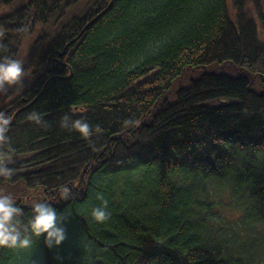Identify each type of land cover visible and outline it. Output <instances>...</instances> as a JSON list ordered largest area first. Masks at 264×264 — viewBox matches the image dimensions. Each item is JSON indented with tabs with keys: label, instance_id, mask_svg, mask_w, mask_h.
<instances>
[{
	"label": "trees",
	"instance_id": "16d2710c",
	"mask_svg": "<svg viewBox=\"0 0 264 264\" xmlns=\"http://www.w3.org/2000/svg\"><path fill=\"white\" fill-rule=\"evenodd\" d=\"M110 1L28 0L0 22V55L48 49L25 64L39 93L0 190L25 218L38 199L68 216L60 246L0 264H264V0Z\"/></svg>",
	"mask_w": 264,
	"mask_h": 264
},
{
	"label": "clouds",
	"instance_id": "9594fccd",
	"mask_svg": "<svg viewBox=\"0 0 264 264\" xmlns=\"http://www.w3.org/2000/svg\"><path fill=\"white\" fill-rule=\"evenodd\" d=\"M27 75L23 60L10 55H0V93L11 88L20 90ZM28 118L37 124L43 122L39 112H32ZM10 121L9 115L0 112V176L6 178L15 174V169L9 167L15 151L7 135ZM134 123L136 122L131 120L125 121L129 126ZM61 127L69 131L75 130L85 138L93 135L92 126L83 118L73 119L66 114L61 119ZM94 131L100 134L103 129L97 125ZM61 193L67 199L69 189L63 187ZM28 212L29 215L25 218V209L13 194L0 190V248L32 250L36 242L43 237L46 247L52 249L66 240L68 216L58 211L53 203L44 199L34 200ZM91 216L97 222L105 221L109 216L107 201L94 207Z\"/></svg>",
	"mask_w": 264,
	"mask_h": 264
},
{
	"label": "flooded vegetation",
	"instance_id": "af4514ba",
	"mask_svg": "<svg viewBox=\"0 0 264 264\" xmlns=\"http://www.w3.org/2000/svg\"><path fill=\"white\" fill-rule=\"evenodd\" d=\"M17 1V0H16ZM16 1L12 2L11 4L15 3ZM110 3V2H109ZM11 4L5 6V5H1L0 4V22H2V19H4L6 17L7 14H10L12 12H18L19 11H23L22 18L24 21H26L28 18L26 16V10L22 9V6H19L17 9L13 10V11H7V7H9ZM3 32H0V36ZM35 36H39L40 39H42L41 33H35ZM45 39H50V36H48V33L45 34ZM48 53V49H40L37 48L36 50L32 49L31 46V55H37V56H42L43 54H47ZM27 64V63H25ZM24 64V65H25ZM43 79H40V82L44 85L43 87L46 86V84H44L45 80L44 79V75ZM38 75H35L33 78H31V80L28 83H24L21 86L20 90H17L16 88H11L9 89L7 92L4 93H0V112H4L5 114L9 115L11 117V121H10V125H12L15 121V116L17 115L18 112H20V110L27 108V106H30L34 101L35 98H33V96L36 95V93H39L38 91ZM34 89V91L32 92V90ZM26 105L25 107H23L24 105ZM23 107V108H21ZM9 125V126H10Z\"/></svg>",
	"mask_w": 264,
	"mask_h": 264
},
{
	"label": "rangeland",
	"instance_id": "374dc122",
	"mask_svg": "<svg viewBox=\"0 0 264 264\" xmlns=\"http://www.w3.org/2000/svg\"><path fill=\"white\" fill-rule=\"evenodd\" d=\"M28 0H17L15 3L11 4L9 7H7V11H13L15 9H17L19 6L23 5L24 3H26ZM32 37L27 38L22 46H21V50L19 52V56L18 59H21L24 61L25 63H28L29 60L33 59L36 57V55H31V46H32Z\"/></svg>",
	"mask_w": 264,
	"mask_h": 264
},
{
	"label": "water",
	"instance_id": "95a60500",
	"mask_svg": "<svg viewBox=\"0 0 264 264\" xmlns=\"http://www.w3.org/2000/svg\"><path fill=\"white\" fill-rule=\"evenodd\" d=\"M113 1L114 0H111L110 1V3H109V5H108V7L106 8V10L108 9V8H110V6H112V4H113ZM105 12V11H104ZM101 14H103V13H100V14H98L94 19H92V21L90 22V23H92V22H94ZM89 23V24H90Z\"/></svg>",
	"mask_w": 264,
	"mask_h": 264
}]
</instances>
